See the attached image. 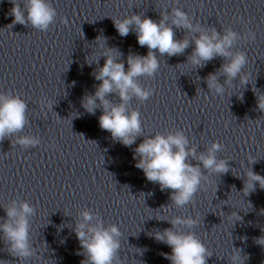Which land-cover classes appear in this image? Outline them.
I'll return each instance as SVG.
<instances>
[{
  "label": "clouds",
  "instance_id": "clouds-1",
  "mask_svg": "<svg viewBox=\"0 0 264 264\" xmlns=\"http://www.w3.org/2000/svg\"><path fill=\"white\" fill-rule=\"evenodd\" d=\"M11 2L13 24L47 32L57 17L50 0H23L22 5L17 0ZM111 19L121 37L134 31L138 44L147 47V55L129 54L125 68V62L121 59L122 53L116 48L108 47L106 38L97 37L96 41H103L101 47H104V51L100 57H104L105 62L102 67L98 66L92 72L94 79L100 83L95 85L94 93L83 96L81 105L92 115H95L97 109H102V115L98 118L99 127L110 132L112 139L124 146L130 147L137 137L143 136L141 114L138 109L130 107V102L133 98L144 102L152 96L154 90L142 86L139 78H152L156 75L160 67L157 51L160 56H179L194 44L186 63L196 68L205 67L217 57L222 58L224 62L221 66L205 78L208 91L214 96H223L225 85L232 86L237 78L241 84H248L249 76L242 71L248 62L246 53L241 50L233 51V47L238 39H255V33L251 30L245 37L231 27L224 28L221 33L215 27L194 24L179 7L171 8L170 12H162L158 22L146 16L142 18L140 14ZM61 23L66 24L67 20L61 17ZM174 27L186 30L187 35L183 39H176ZM87 63L93 64L88 61ZM95 64L99 65V60ZM221 76L225 77L223 83L220 81ZM110 94L118 97L119 102L114 103L109 98ZM40 104L52 108V102L46 98H41ZM257 109L264 112V94L257 96ZM27 112L28 104L21 96L0 92V142L15 136L11 140L12 144L24 148L36 147L41 143L37 136L16 135L29 123ZM81 136L83 137L82 134ZM143 137V141L134 149L135 166L144 172L148 181L158 183L161 191L172 190L170 200L176 208H184L192 203L195 194L208 181L209 175H222L230 171L228 160L217 156L224 147L219 142H212L205 151L197 152L196 146H190L189 139L181 129ZM189 158L197 163L193 164ZM256 161L249 157L250 164ZM244 177L246 179L242 191L245 196L255 190L257 183L264 189V176L255 173L251 167ZM166 207L168 206H162V209ZM3 209L6 217L0 222V233L3 234L9 253L21 261L37 256V249L30 240V218L35 216L37 209L27 200L18 199H13ZM228 216L235 217V220L241 219L236 211ZM78 217L73 231L81 248L78 255L84 256L81 264H122L119 256L122 232L117 224L112 223L105 227L99 214L88 208L80 211ZM167 221L172 225L171 228L155 230L152 233L156 241L171 248L170 254H162L165 259L171 264H207V258L213 253L194 232L180 230L181 226L192 229L199 220L178 215ZM256 243L264 246V236L259 237ZM241 252L242 249L233 247L230 264H244L247 257L242 256Z\"/></svg>",
  "mask_w": 264,
  "mask_h": 264
}]
</instances>
